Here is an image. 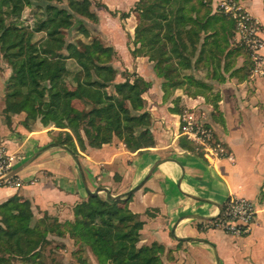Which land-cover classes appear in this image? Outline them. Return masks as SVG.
<instances>
[{"label":"crops","instance_id":"obj_1","mask_svg":"<svg viewBox=\"0 0 264 264\" xmlns=\"http://www.w3.org/2000/svg\"><path fill=\"white\" fill-rule=\"evenodd\" d=\"M243 3L264 25V0ZM134 59L138 74L152 83L145 96L155 139L153 146L137 151L115 137L100 148L88 145L77 156L62 143L68 130L40 121L27 128L24 111L8 121L2 101L5 91L3 97L0 92V144L25 154L15 167L21 185H0V204L18 194L31 203L36 216L56 214L63 221L72 219L76 204L94 192L120 199L131 196L129 208L144 221L139 245L164 246V264H264V78L257 82L255 93L246 96L238 90L242 83L235 88V78L221 75L218 81L225 83L216 102L204 93L194 97L180 88L175 91L176 97L181 90L188 108L194 101L209 108L207 122L229 152L215 156L184 132L182 116L174 110L172 98L164 100L162 78L151 61L144 56ZM182 136L194 148L181 146ZM234 195L258 204L249 234L235 235L212 226Z\"/></svg>","mask_w":264,"mask_h":264},{"label":"trees","instance_id":"obj_2","mask_svg":"<svg viewBox=\"0 0 264 264\" xmlns=\"http://www.w3.org/2000/svg\"><path fill=\"white\" fill-rule=\"evenodd\" d=\"M81 5V0H0V55L13 71L11 87L4 96L6 119L10 121L13 114L25 111L23 124L27 128L40 119L44 126L68 130L69 136L62 143L77 156L88 145L100 148L115 137L131 151L153 146L152 117L144 108L142 97L152 83L138 74L117 80L118 70L104 64L108 58L102 57L112 49L97 41L85 43L79 39L84 49L77 43H67V53L57 48L65 42V29L71 34L77 27V31L89 36L84 20L76 18V13L98 21L96 13ZM204 5L201 0H138L132 9L139 13L136 43L146 48L144 52L151 60L157 61V74L166 80L165 98L169 88L183 86L185 79L177 78L192 67L186 52L194 54L197 47L189 12L199 11ZM27 8L33 9V25L23 17ZM207 12L203 30L213 19H220ZM130 15L128 11L121 16ZM36 33L45 35L34 41ZM185 34L190 40L185 39ZM68 60H74L79 69L70 71ZM250 66L246 61L239 71L246 70V76ZM67 72L73 74L71 85L63 82ZM41 82L50 84L41 86ZM75 99L84 103L83 110L72 104ZM180 144L194 148L186 136L180 138ZM130 199L131 196L120 199L91 194L74 207L75 219L61 221L49 214L37 218L31 203L17 194L0 204V264H11L5 253L26 264H45L44 246L50 243V234L68 235L78 244L89 245L101 264H164V246L157 242L139 245L144 221L129 208Z\"/></svg>","mask_w":264,"mask_h":264},{"label":"rangeland","instance_id":"obj_3","mask_svg":"<svg viewBox=\"0 0 264 264\" xmlns=\"http://www.w3.org/2000/svg\"><path fill=\"white\" fill-rule=\"evenodd\" d=\"M81 1L82 8L96 13L99 16V19L98 21H94L85 15L76 13V18L84 20L86 24L85 27L89 30V36L77 31V27L71 32V34H69L65 29L63 31L65 42H60L57 45V48L60 51L67 53V51L64 50V47L67 43L71 42L77 43L80 49H84L83 45L79 43V39L85 43L97 41L102 46L112 49L109 53H103L102 57L104 59L108 58L107 62H104V64L112 65L118 70L119 73L116 77L117 80L124 81L125 77L134 78L135 75L138 74L134 62V57L136 56L147 57V59L151 61L152 66L157 73V61L151 60L149 55L145 53L146 48L140 43H136L135 40V29L139 23V13L137 11H132V9L135 8L136 1L138 0ZM197 1L200 2V0ZM201 1H204L206 6L204 5L200 7L199 11L191 10L189 12V17L192 18V21H190V27L193 31V37L195 39L197 49L194 54H190V50L189 52H186V55L190 56L192 60V67L183 71V75L177 78L185 79L183 81V86L180 89L185 94L194 97L200 93H204V95L208 97L207 100L216 102L217 94L221 93V90H223L222 87H224L225 83L218 81V79H221L222 75L223 78L224 76L227 77V80L235 78L234 87L237 88L239 87L238 84L242 83V89L238 88V90H243L246 93V96H252L251 94H254L255 89L257 88V82L259 79L264 78V74L262 73V71H264V46L258 51H254L250 44H248L245 40L244 34L240 32L237 24L238 19H240L242 15H248L253 23L252 26L256 27V31L264 41L263 23L246 10L245 4L243 3L245 0ZM105 5L112 7L110 8L111 11L107 9L108 7H105ZM207 10H209V13H211L212 16H218L220 19H213L207 26L208 28L203 30L201 25L204 21H206L208 13ZM128 11H131L130 17L125 18L121 16L123 12ZM32 12V8H27L23 15V17L28 20L29 25H33ZM233 13H237V19L234 18ZM44 35L45 33H36L34 41H40ZM184 37L186 40H190L188 35L185 34ZM50 47H52L51 44ZM219 61L221 63L220 66L218 64ZM246 61L251 64V69L245 76L244 74L246 73V70L239 71V69L245 65ZM227 66H230V68L226 69ZM67 67L70 71L79 69V67L77 68L74 60H68ZM59 68L60 65L56 68V70ZM12 75V68L0 55V92L2 97L3 91L6 93L11 87ZM72 78L73 74L71 72H67L63 77L64 84L71 85ZM165 81L166 80L162 78L160 82L162 89L166 83ZM49 84V82H41V86H47ZM177 89L178 88L172 90L169 88V94L167 93L166 98L164 96V100L172 98L174 108L182 110V123L185 125L187 121H191L192 123L198 125H204L212 134L211 140L216 143H220L227 151L228 148L225 143L216 139V135L211 129L209 122H207V113L210 111L209 108L202 107L201 103H197L196 101L193 102L194 106L188 108L187 103H183L182 101L181 90L179 91L180 95L175 97V91ZM109 91H113V89H110ZM146 92L142 94V97L144 99V108L149 111V100L146 99ZM163 93L165 95V92ZM3 99L5 100L4 97L2 98V101ZM250 101L253 103L251 99ZM251 103L247 105L248 108H250ZM72 104L80 111L83 110L85 106L82 101L77 99L73 100ZM203 104L205 103L202 102V105ZM66 107H69L68 103H66ZM38 121H40V119ZM46 214L49 213H45L42 216H35L37 218H43ZM49 215L59 218L56 214ZM73 219H75L74 215L72 219L67 220ZM1 220L2 214H0V226L2 225ZM49 239L50 243L44 246L46 247L44 252L46 256L43 261L45 264H101L89 245L78 244L68 235L60 237L50 234ZM5 255L10 259L11 264H26L24 261L11 254L5 253Z\"/></svg>","mask_w":264,"mask_h":264},{"label":"built area","instance_id":"obj_4","mask_svg":"<svg viewBox=\"0 0 264 264\" xmlns=\"http://www.w3.org/2000/svg\"><path fill=\"white\" fill-rule=\"evenodd\" d=\"M233 14L234 18L237 19V13ZM252 24L251 18L248 15H242L240 19H238L237 25L240 32L244 34L248 44H250L254 51H258L264 46V41L256 31V27H253ZM262 73L264 74V71H262ZM183 127L188 137L206 147L211 155H229V152L226 151L224 146L211 140L212 134L204 125H198L191 121H187ZM24 158L25 154L10 151L5 144H0V185H21L15 167L16 164ZM262 199L264 201V186L262 189ZM258 213L259 207L256 202L234 195L227 199L219 216L212 221V226L227 233L246 235L251 233Z\"/></svg>","mask_w":264,"mask_h":264},{"label":"water","instance_id":"obj_5","mask_svg":"<svg viewBox=\"0 0 264 264\" xmlns=\"http://www.w3.org/2000/svg\"><path fill=\"white\" fill-rule=\"evenodd\" d=\"M93 194H96V192H94ZM109 196V195H108ZM111 197V196H110ZM112 198H119L118 196H112Z\"/></svg>","mask_w":264,"mask_h":264}]
</instances>
